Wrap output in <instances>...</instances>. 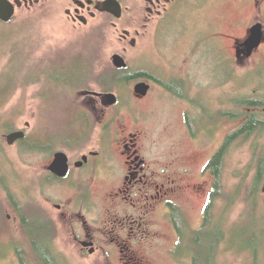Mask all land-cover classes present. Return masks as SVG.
<instances>
[{
	"label": "rangeland",
	"instance_id": "obj_1",
	"mask_svg": "<svg viewBox=\"0 0 264 264\" xmlns=\"http://www.w3.org/2000/svg\"><path fill=\"white\" fill-rule=\"evenodd\" d=\"M263 12L264 0H223L221 7L215 11V18L220 20L224 38H213L215 31L210 28L212 20L210 7L203 12V16L198 17L185 12L181 16L177 15L173 20L171 33L165 35L160 43L156 39L151 40L146 49L142 46L134 47L132 45V41L137 37V28H135L137 20L132 13L115 28L114 23L116 22L105 16L92 20L89 25L75 23L69 18L67 8L59 4V0H54L36 11L23 12L13 24H0V40L4 39V44H7L0 59V79L10 69L14 58L17 59L13 70L16 77H20L21 66L26 65V68H29L27 70H34L32 75L36 78L40 76L42 70H48L51 75L59 79L61 77L59 60L74 66L81 60V57L91 56L92 51L97 57L94 79H91L87 88L81 91H72L69 87L61 89L58 87L49 104L46 96V82L29 86L20 82L10 104L0 112V124L4 127L6 124L12 123L16 126L17 131H26L32 139L38 138L39 140V135L45 137L44 133L48 132L47 125L51 119L56 118V122L59 120V132L64 130L73 135L75 130L71 129L70 122L76 118V115L67 107L71 103L64 100L65 97L70 96V100L76 103L75 106L80 105V108H75H84L91 112L95 123V127L91 128L88 135L90 138L81 144L78 143L80 144L77 145L78 151L64 149L69 151L68 153L77 161L83 159L85 155L105 147L104 144L116 143L121 131L126 127L131 133H136L139 130L144 131L148 143L158 149V152L163 155L162 157L169 155L175 159L177 179L180 180L181 191L183 190L178 199L179 203L187 211L191 230L200 231L204 226V209L210 204V198L215 193L217 182V178L210 172L209 166L226 146L228 139L240 131L247 122V118L240 119V106H237V103L233 104V101L240 104V101L247 100L249 97L252 98L256 95L264 97V49L256 58L237 65V69L233 70L234 65L219 66L221 59L217 60L216 45H218L219 51L224 45V55L227 54L229 57V54L233 52L230 37L240 39L247 37L249 25L264 19ZM128 22L130 26L127 24ZM131 23H134V26ZM201 27L204 28L202 42L206 43L201 60L206 70L204 72L203 69L201 71L197 66H194L192 72L196 83L203 86L205 90L204 103L207 107L206 117L209 118L205 128L200 125L201 122H205L198 109L189 108L188 105L172 100V97L160 88L156 89L148 101L142 103L136 100V88L138 83L142 82L141 80L134 81L128 87L116 88L111 93H106L98 81L107 69L115 67L114 58L116 55H123L129 61L130 69L134 72L143 71L148 74L147 79L150 77L159 78L157 76L166 73L168 75L169 69H172V72L175 71L181 75L185 73L186 75L190 58L188 46L196 36H200ZM23 30L24 32H22ZM126 31L131 32L133 36L129 42L124 41ZM17 45L21 48L16 56ZM85 50L89 52L82 54ZM197 61H199L198 56L195 57V62ZM56 84L59 85V82ZM92 93L116 94L121 99V105L107 110L104 102L93 97L96 95ZM187 110L191 111L192 120L196 122L195 127L198 126L197 140L190 136V130L187 127L184 118V113ZM225 110L237 112L236 119L221 113ZM105 111L109 113L106 114ZM244 111L247 110L244 109ZM107 117L112 118V129L108 124ZM211 117H216V120ZM11 133H6L5 130L0 131V176L9 180L6 185L8 188L9 186L13 187L12 193L16 195V199L18 197L22 203H28L27 208L31 210L32 215H34L32 211H41L45 214L51 213L54 219L57 218L59 216L57 206L68 190V186L66 184L59 185V183L45 178H48L49 167L54 162L55 154L59 153V150L54 153H45L28 150L23 144L11 146L8 143V136ZM108 134L111 139L107 142L104 141V136L107 137ZM60 141H66V139L61 138L59 143ZM239 144L233 149L225 173L230 195H235L239 191V186L243 184L248 168L254 160L253 143L246 144L241 148ZM253 177L248 181L245 201L237 200V210L230 222L229 229L231 231L235 226L241 224L242 219L249 212L246 205L247 194ZM201 186L202 191L196 190ZM16 187L19 188V192ZM114 187V183L102 179L93 183V189L99 192H108ZM0 194V206L10 208L14 222H20L18 210L13 205L10 192L2 189ZM262 204L264 205V196ZM226 206L225 203L220 202L218 213L222 218ZM1 219L0 264H17L16 252L11 244L12 238L1 236L4 232L1 227L3 222ZM166 231L169 234L171 245L177 243L172 230L166 229ZM67 235V231H59V250L64 249V246L66 248L63 241H65V237L67 240ZM21 243L23 245L25 242L21 240ZM261 244H264V240H261ZM232 251L234 248L231 247L222 249L220 264H253V262H249L251 257L250 259L247 256L242 257ZM60 254L66 264H87L76 260L71 255ZM183 258L186 259L184 255ZM156 260H154V264L176 263L164 258L161 252L157 255ZM261 264H264V249Z\"/></svg>",
	"mask_w": 264,
	"mask_h": 264
},
{
	"label": "flooded vegetation",
	"instance_id": "obj_2",
	"mask_svg": "<svg viewBox=\"0 0 264 264\" xmlns=\"http://www.w3.org/2000/svg\"><path fill=\"white\" fill-rule=\"evenodd\" d=\"M53 1L0 0V24L11 25L23 12L36 11ZM222 1L59 0V4L67 8V14L71 20L83 25H89L92 20L105 16L109 20L115 21L114 27L117 28L132 13L137 20L135 24L137 37L132 41V45L134 47L142 46L146 49L151 40L156 39L160 43L165 35L171 33L173 30L172 22L177 15L181 16L187 12L196 15V17L203 16V12L208 10L209 7L212 14L210 28L215 31L213 38H224L221 32L220 20L215 18V11L221 7ZM12 5H15L16 15L11 22L7 23L3 20V16L7 15L9 9L13 7ZM119 7L122 8L121 11ZM118 14H122V18H119ZM258 25H263L264 32V19H262L249 25L247 37L244 39L230 37L233 44V52L229 54L230 59L227 54L224 55V45L221 47V51L216 45L217 60L221 59L219 66L234 65L232 69L236 70L237 65L256 58L260 51L264 49V43L252 58L248 56L249 49L246 44L252 37L253 29ZM203 32L204 28L201 27L200 36H196L195 40L189 43L190 53L188 55L190 56V62L188 61V73L186 75L182 73L183 75H181L169 69L168 75L167 73L161 74V76H157L159 78L150 77L147 79L148 75L142 77L140 79L142 82H139L138 85L146 82L152 86V91L147 97L136 94L137 102L145 103L153 96L156 89L160 88L166 91L172 97V100L188 105L189 108L198 109L205 122L200 123L201 127L205 128L207 126V107L204 103L205 90L203 86L196 83L192 72L194 66H197L201 71L202 69L204 72L206 70L201 60L203 48L206 47V43L203 44L202 42ZM132 37V33L126 31L124 41L129 42ZM196 56L199 57L197 62H195ZM129 69L130 64L128 69L119 70ZM134 81H130L122 87H128ZM102 95L101 97H93L102 100L107 110L121 105L120 98L118 105L111 106L105 97L107 94ZM105 113L109 112L105 111ZM184 118L190 130V136L197 140L198 126L195 127L196 122L192 120L191 111L187 110L184 113ZM107 120L111 128L112 118L107 117ZM110 128L108 127L109 130L112 129ZM85 131L88 134H82L81 138L74 137L71 142L68 141L69 143L65 141L59 143V153H66L70 157L69 175L62 178L53 174L50 170L54 164L53 162L49 167L50 174L48 178H45L49 181L53 180L59 185L66 184L68 186V190H66L57 206L59 216L54 219L51 213L46 214L49 222H46L45 225L50 229L52 236L49 248L43 249L41 243L45 240H41L42 242L33 241L32 224L21 216L22 212H17L21 221L14 222V216L11 214L10 208L0 206V219L3 220L1 227L5 232L1 236L12 238L11 244L14 252H16L17 264H46L41 253L49 254L55 264H66L60 253L67 256L71 255L76 260L87 264H154V260L160 252L164 258L173 260L176 262L175 264H195L196 257L193 252L188 253V247L192 240L190 238L192 227L187 211L178 200L183 190L181 191L180 180L177 179L175 159L169 157V155L162 157L163 155L158 152L159 150L148 143L144 131L139 130L136 133H131L129 128L126 127L121 131L116 143L112 145L104 144L105 147H101L77 161L68 153L69 151L65 150L78 151V146L90 138L88 135L91 130ZM13 133L15 132L11 134ZM109 135L104 136V141H110ZM67 137V135L59 132V140L64 138L67 141ZM31 138L28 134L26 140L14 146L23 144L28 150L34 147V151L44 152L40 149L37 150L41 145L39 142H32L30 145L25 144V141L27 142ZM210 172L215 176L213 170ZM4 179L1 175L0 190L8 187L3 182ZM101 179L114 183V189L108 192L95 191L93 183ZM17 189L19 192V188ZM198 189L202 191V186L196 188V190ZM209 205L204 209V226L208 219ZM27 210L28 208L24 212ZM28 211L31 212V210ZM166 229H171L176 236L177 243L174 245H171ZM59 231L68 232L67 240L65 237V241H63L66 248L63 245L64 249L60 250ZM21 240L25 242L23 245L20 244ZM183 255L186 259H182Z\"/></svg>",
	"mask_w": 264,
	"mask_h": 264
},
{
	"label": "trees",
	"instance_id": "obj_3",
	"mask_svg": "<svg viewBox=\"0 0 264 264\" xmlns=\"http://www.w3.org/2000/svg\"><path fill=\"white\" fill-rule=\"evenodd\" d=\"M22 32H24V30ZM4 41V39L0 40V59L7 47ZM86 47L88 46L86 45ZM20 48L19 45L16 46V56ZM87 52L89 51L85 50L82 54ZM96 59L97 57H95V53L92 51L91 56L81 57V60L76 62L74 66L65 63L63 60H59V74L61 77L56 79L48 70H42L40 76L36 78L32 75L34 70H27L29 68H26V65L24 67L21 66V72L19 73L20 77H16L13 74V70L15 69L14 65L17 59L14 58L8 72L0 79V112L8 107L20 82H24L25 86L46 82L48 104L52 102V96L56 94L55 90L58 87L59 89L69 87L72 91L86 89L88 82L94 79L93 75L95 72ZM146 75L148 74L145 72L137 73L132 69L119 70L112 67L107 69V71L99 77L98 81L102 84L101 86H103L106 93H111L114 92L116 88H121L125 83L140 80L142 77H147ZM15 82L18 83L16 84ZM57 82H59V85L56 84ZM64 100H66L67 103H71L67 107L76 115V118L70 122L71 129L75 130L73 135L67 133L68 131L60 130V132L68 136L65 142L69 143L68 141L71 142L74 137H82V134H86L87 131L85 130H92L91 128L95 127V123L93 122L94 117L91 115V112L84 110V108L78 109L80 105L77 104L75 106L76 103L70 100V96L65 97ZM235 103H237V106H240V119L247 118V122L240 131L233 134L228 139L226 146L211 163L210 170L214 171L217 182L215 193L209 205L208 219L205 226L200 231L191 230L190 238L192 240L190 239L191 242L188 247V253L192 251L196 257L195 264H220L221 251L224 247L234 248L232 252L242 255V257L247 256L249 259L251 257V261L249 262H253V264H261L263 257L264 244H261V240H264V205L262 204L264 196V97L256 95L252 98L249 97L247 100L244 99L240 101V104L233 101V104ZM243 108L247 111H244ZM221 113L233 117V119H236L238 115L235 111L228 112L227 110ZM212 119L216 120V117ZM51 122L47 125L48 132L44 133L45 137L39 135V140L38 138H31L29 141H25V144L30 145L32 142H39L41 145H39L37 150L40 149L44 152L53 153L56 151L58 152L59 120L56 122V118H53ZM3 130H5L6 133L17 131L16 126L12 123L6 124L4 127L0 124V131ZM251 142L254 145V160L248 168V173L244 178L243 184L239 186V191L236 192L235 195H230L229 187L225 179L230 156L237 144L241 143L239 144L241 148ZM31 150L34 151L35 148L31 147ZM254 174L255 176L253 177ZM251 177L254 179L248 187L249 192L247 194L248 199L246 203L249 212L244 216L241 224L235 226L231 231L229 229L230 222L237 210V200L239 199L241 202L245 201V190ZM7 181H9L7 178L3 180L4 183L8 184ZM12 188L13 187L9 186V188L7 187L5 190L10 192L13 205L18 211L22 212L21 216L32 224L31 234L33 241L36 240L40 242L41 240H45L44 242L41 241V245L43 249L49 248L51 246L52 236L50 229L45 225L49 222L46 214L41 211H32L34 215L29 213L28 210L24 212L28 203H22V200L20 201L18 197L16 199V195L12 193ZM220 202L227 205L223 218L220 217L221 214L218 213ZM41 255L46 264H55L49 254L45 255L41 253Z\"/></svg>",
	"mask_w": 264,
	"mask_h": 264
},
{
	"label": "water",
	"instance_id": "obj_4",
	"mask_svg": "<svg viewBox=\"0 0 264 264\" xmlns=\"http://www.w3.org/2000/svg\"><path fill=\"white\" fill-rule=\"evenodd\" d=\"M7 12V15L3 16V20L7 23L11 22L16 15L15 5H12ZM108 6V5H107ZM121 6V5H120ZM108 9V8H107ZM121 7L119 10L121 11ZM108 11H110L108 9ZM119 15V14H118ZM122 18V14L118 16ZM264 43V32L263 25H258L253 29L252 37L247 42L246 47L249 49V58H252L257 50H259ZM115 66L119 69H128L129 63L127 59L122 55H116L114 58ZM152 91V86L148 83L144 82L137 86L136 93L141 97H147ZM96 96H103L102 94L92 93ZM107 98L108 104L111 106H116L119 104L120 99L116 94H107L105 96ZM28 134L26 131H18L8 136V143L11 146L16 145L17 143L26 140ZM51 172L58 177L66 178L70 172V157L66 153H57L55 157L54 164L50 168Z\"/></svg>",
	"mask_w": 264,
	"mask_h": 264
}]
</instances>
